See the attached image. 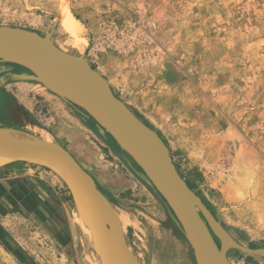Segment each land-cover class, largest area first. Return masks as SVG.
<instances>
[{
  "label": "rangeland",
  "instance_id": "rangeland-1",
  "mask_svg": "<svg viewBox=\"0 0 264 264\" xmlns=\"http://www.w3.org/2000/svg\"><path fill=\"white\" fill-rule=\"evenodd\" d=\"M63 11L80 31L63 29ZM2 24L51 30L57 46L83 55L162 137L180 175L233 241L264 249V0H0ZM0 126L40 128L60 142L112 201L144 264H195L161 198L73 105L32 81L8 79L0 83ZM14 163L57 180L86 260L100 264L65 183L46 167ZM2 222L0 264H35L24 254L40 246L37 233L26 242L34 225ZM226 255L231 264H264V252L230 246Z\"/></svg>",
  "mask_w": 264,
  "mask_h": 264
},
{
  "label": "water",
  "instance_id": "water-1",
  "mask_svg": "<svg viewBox=\"0 0 264 264\" xmlns=\"http://www.w3.org/2000/svg\"><path fill=\"white\" fill-rule=\"evenodd\" d=\"M0 61L3 64L0 67L11 71L6 77H0V83L12 79L39 84L73 105L80 114L95 123L99 133L110 137L107 144L111 151L130 161L136 174L163 203L166 201L170 206V217L187 241L195 264H231L226 255L230 246L251 253L264 252V249L241 246L232 239L231 244H224L217 221L180 175L162 137L114 94L107 80L91 68L83 55L57 46L51 30L41 33L18 26L0 25ZM5 64L17 66L21 71L13 72L5 68ZM0 128L25 138L22 145H17L0 136V167L26 162L54 172L70 191L79 217L93 227L96 243L87 238L100 263L144 264L128 249L112 201L60 142L39 143L34 140L38 134L34 129L29 132L6 126ZM98 222L104 229L110 228L113 238L97 230ZM212 234L219 238V245Z\"/></svg>",
  "mask_w": 264,
  "mask_h": 264
},
{
  "label": "crops",
  "instance_id": "crops-1",
  "mask_svg": "<svg viewBox=\"0 0 264 264\" xmlns=\"http://www.w3.org/2000/svg\"><path fill=\"white\" fill-rule=\"evenodd\" d=\"M4 220L12 225H34V231L25 237L26 242L37 233L40 237L35 236L34 241L40 246L30 245L24 254L32 257L35 264H61L63 257L67 258L63 264H76L71 256H75L77 264H91L81 246L68 194L45 171L19 163L0 167V223ZM52 247L58 258L56 263L52 260Z\"/></svg>",
  "mask_w": 264,
  "mask_h": 264
},
{
  "label": "bare ground",
  "instance_id": "bare-ground-1",
  "mask_svg": "<svg viewBox=\"0 0 264 264\" xmlns=\"http://www.w3.org/2000/svg\"><path fill=\"white\" fill-rule=\"evenodd\" d=\"M60 20V24L61 26L63 27V29L67 32H77L78 30L80 31L81 30V26L80 24L75 20H73L70 15L66 12V11H63L62 12V15H61V18L59 19ZM71 35L73 37H77L78 35H74L72 34ZM80 38V37H79ZM81 40V39H80ZM85 41V40H84ZM86 43V41H85ZM85 45V44H84ZM65 52V51H64ZM0 64H1V61H0ZM3 76V75H2ZM34 130L38 131V134L36 136V138L34 139L35 141L39 142V143H45V142H51L52 139L50 138L49 135H46V133H44L43 131H41L40 128H35ZM0 136L5 138V139H8L10 141H13L15 144L17 145H22L21 143L24 142V139L23 138V135L21 134H18V133H12V132H9V131H6L5 129H1L0 128ZM42 167V166H41ZM164 206L166 207L167 211H168V214H170L171 212V209H170V206L166 203H163ZM209 211V210H208ZM117 215H118V219L120 220V223H121V227H122V230H123V226H122V221H121V217L120 215L118 214V212H116ZM209 213L212 215V213L209 211ZM212 217L215 219V217L212 215ZM77 221H78V224L79 226L82 228L83 232L85 233V235L93 242V243H96L95 241V238H94V229L93 227L90 225H88L86 222H84V220L79 217L77 215ZM215 221H217L215 219ZM216 224V223H215ZM217 227L218 229H220L221 233V239L222 241L224 242V244L227 246L229 244H231V241L233 240L232 237L228 234V232L224 229V227H222L220 225V223L217 221ZM219 225V226H218ZM182 226V225H181ZM216 227V226H215ZM216 227V228H217ZM99 232L101 233H107L109 236L108 237H112V232L110 230V228L108 227L107 229H104L102 226H100L99 222H98V229H97ZM124 232V231H123ZM113 238V237H112ZM232 239V240H231ZM235 242V241H234ZM101 243L103 244V241H101ZM240 245V244H239ZM242 246V245H241ZM245 247V246H244ZM248 248V247H246ZM128 249L129 246H128ZM250 249V248H249ZM131 250V249H130ZM83 260V259H82ZM229 260V259H228ZM108 262H109V258H108ZM102 264V263H100ZM107 264V263H106ZM110 264V263H108ZM116 264H120L119 261L116 262Z\"/></svg>",
  "mask_w": 264,
  "mask_h": 264
},
{
  "label": "flooded vegetation",
  "instance_id": "flooded-vegetation-1",
  "mask_svg": "<svg viewBox=\"0 0 264 264\" xmlns=\"http://www.w3.org/2000/svg\"><path fill=\"white\" fill-rule=\"evenodd\" d=\"M7 74V72H3V74ZM157 208L159 207L158 205L156 206ZM212 213V212H211ZM224 227V226H223ZM225 229H226V227H225ZM227 230V229H226ZM228 231V230H227ZM213 235V234H212ZM213 238H214V240H215V242L217 243V245H219L220 244V240H219V238L217 239L214 235H213Z\"/></svg>",
  "mask_w": 264,
  "mask_h": 264
}]
</instances>
